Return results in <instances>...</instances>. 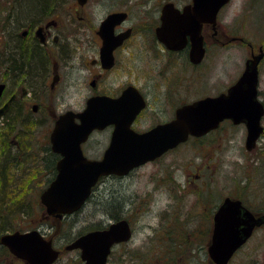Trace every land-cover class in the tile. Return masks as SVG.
Here are the masks:
<instances>
[{"label":"rangeland","instance_id":"374dc122","mask_svg":"<svg viewBox=\"0 0 264 264\" xmlns=\"http://www.w3.org/2000/svg\"><path fill=\"white\" fill-rule=\"evenodd\" d=\"M73 2L74 0H57V3L50 5L49 11L52 10L53 17H56L55 13L60 15L63 11L72 10L69 7ZM168 2L173 3L177 8H182L189 4L190 0H89L84 8L88 13L87 19L91 29L97 28L99 21L107 13L121 8L129 12V26L137 28L138 33L128 45L131 50L126 51L119 59L121 63L117 64L115 71L118 74L111 75L110 80L114 88H122L132 82L145 95L150 94L146 95L148 107L136 123L140 124L137 126L138 129H147L160 121L169 120L174 109L183 103L224 91L241 76L245 59L250 52L258 54L261 50L264 54V0H230L229 5L220 12L214 29L210 25L206 26L208 37L212 32H216L215 38L221 44L223 43V45L219 42L214 43L213 38L207 41V56L201 63L207 70L204 73L199 71V75H208L209 79L206 81V77H199L196 89V85L193 88L192 86L185 88L183 85L180 86L182 90L178 88L179 93L177 91L176 94L168 92L165 94V86L161 83L163 76L177 75L174 73L178 69L174 67L177 60L174 61L173 66L168 63L164 66L166 58L155 60L156 57L152 56L153 51L148 46L149 40L145 43L144 38H149L150 30L152 34V30L158 25L161 8ZM3 3H0V11L6 9ZM2 31L1 29L0 32ZM140 32H143L145 36L141 38ZM158 48L161 49L159 46ZM185 77L189 80L190 75ZM79 83L78 87L87 90L83 78H80ZM185 89L188 92L185 93ZM85 92L81 90L76 95L70 90L69 95L65 94V97L56 104V111L71 109L76 113L80 112L77 110H81L84 106ZM258 96L264 104V57L259 64ZM38 117L40 118V116L35 118ZM15 121L17 120L13 122ZM261 123L264 128V117ZM26 129H32V126L27 125ZM110 133L111 128L92 133L83 145L84 155L88 159H100L108 144ZM25 138L26 145L28 141H33L30 136ZM208 139L215 140L212 144L213 148L204 146L196 149L192 144L187 143L169 152L156 165H148L138 170L134 180L126 178L119 181L111 177L101 179L85 206L77 213L65 216L58 228L55 225L51 226L45 219L41 220L37 202L29 203L26 212H20V214L16 213L14 206H11V209L8 208L5 211L6 214L3 213L5 217L0 224L7 226L9 231L38 229L46 238L55 232L53 237L55 245L63 248L79 232L84 233L90 228H96L97 225L101 229L112 222L110 214L114 213L112 208L115 207L113 203L116 202L122 206L117 208L120 207L123 219H129L132 222V238L123 246L114 247L107 264H212L205 253L207 245L205 236L210 234L207 220L196 218V213L192 210L195 195L187 194L186 197L181 198L182 205L179 212L182 213L186 209L191 212L186 219H184L186 213L184 212L183 215L180 213L177 218L182 219L183 225L177 224V233H174L170 226L173 221L171 213L167 218L169 226L167 224L164 229L157 228L160 216L166 211L168 204L165 189L157 187L159 191L151 192L154 186L152 176L156 175L155 170L177 164L180 167L177 171L178 179L185 187L189 183L191 187L197 183L199 185L201 181L210 178L209 188L215 194V207L221 202L223 196L231 195L232 198L241 199L243 204L254 213L263 215L260 213L264 212V135L258 140L256 148L249 152L244 146L245 127L242 125L233 126L224 123L218 131L210 134ZM21 140L23 141L22 138ZM13 162L14 160L11 165ZM29 166L32 167L31 164L27 167ZM11 168L7 166L6 178L11 185H15L14 180L8 178ZM27 171L29 170L24 173ZM3 172L4 169L1 170V175ZM199 173L201 175L196 180L193 176ZM17 177L19 176L16 175ZM23 177L25 178L23 184L14 188V195H11L13 188H6L5 198L8 201H22L30 195L32 198L38 197L37 190L43 189L47 184L43 174H40L39 178L33 174ZM0 185L3 186L2 180ZM147 192H150L147 202L139 203L138 200L144 199V194ZM135 194L136 201L133 203L130 201L133 205L131 211L127 199H131V196L134 198ZM219 194H221L220 200L217 197ZM259 203L263 205V210L257 209V207L260 208ZM213 210L209 209V211ZM198 213L200 216L205 215L203 211ZM211 213L213 212L208 214L209 219ZM6 217L7 220H5ZM201 225L204 229L200 227ZM179 232H181V239H178ZM197 237L199 244H197ZM54 264L83 263L80 260V252L73 250L63 251ZM229 264H264V227L254 231L250 240L235 254Z\"/></svg>","mask_w":264,"mask_h":264},{"label":"water","instance_id":"95a60500","mask_svg":"<svg viewBox=\"0 0 264 264\" xmlns=\"http://www.w3.org/2000/svg\"><path fill=\"white\" fill-rule=\"evenodd\" d=\"M77 1L84 5L87 0ZM228 2L191 0L181 10L168 2L161 9L156 38L173 51L181 50L189 43V59L192 63H199L204 56L202 26L208 24L214 29L219 10ZM125 17L121 12L110 14L101 26L112 29ZM111 36L112 31L109 35L107 31L102 34V57L109 64L112 49L118 44L115 40L112 42ZM263 57L261 50L252 54L245 61L241 76L225 93L183 105L176 109L174 119L144 133L131 128L145 105L143 97L133 86L124 89L117 98L100 96L88 99L82 112L67 111L59 115L50 142L52 150L61 158L56 164L54 180L39 196L46 214L61 219L77 212L101 177L124 176L133 168L186 142L189 137H200L216 129L224 120L245 125V148L251 151L264 132L261 126L264 107L258 99V66ZM2 90L0 85V95ZM111 125L114 128L101 160L87 159L81 145L94 130ZM261 226H264V215H254L239 200L226 198L213 216L211 239L207 245L212 264H228L253 230ZM130 238L129 224L123 219L109 224L106 229L80 235L66 245L65 250H79L83 264H107L113 246ZM0 244L27 264H53L60 254L51 239H45L38 230L5 233L0 237Z\"/></svg>","mask_w":264,"mask_h":264},{"label":"flooded vegetation","instance_id":"af4514ba","mask_svg":"<svg viewBox=\"0 0 264 264\" xmlns=\"http://www.w3.org/2000/svg\"><path fill=\"white\" fill-rule=\"evenodd\" d=\"M88 2L89 0H87L84 5H80L77 0H74L71 7H69L73 11H63V13H61L60 15L59 13H55L56 17H53L51 12L52 10L45 11L36 18L30 17L29 19L25 20H21V18H18V12L15 13L11 9L9 11L3 12L1 15V28L3 31L0 34V85L3 86V90L0 95V111H2L0 114V127H5V121L9 114L21 119H31L34 121V123L31 124V135L33 141H30L29 146L24 147L20 143L18 138L19 136H21V134L19 133L20 128H17V131L15 130V132L11 134L8 132L5 133V135H8V144L10 146L7 148L8 150H0V170H3L5 168L4 163L12 162L13 160V163H18V165L20 166L19 169L16 168L14 170L16 175L21 172V169L25 172L26 170L30 171V166L27 167L29 163H33L35 165V167L37 168L35 169L34 167L35 171L37 170L36 177H38L40 174H43V177L46 178L44 179L47 182L43 189L39 188L37 190V192H39V195L36 204L40 207L39 214H41V220L45 219L46 221L50 222L51 226H57L56 228L61 225V220L64 217L61 220H58L55 217L48 216L45 212V207L41 204L39 199L40 194L45 190L50 182L54 180L56 175V164L61 158L60 154L52 150V145L50 142V135L53 130L54 123L57 117L62 113L72 111L71 109H64L60 112L56 111V104H58L60 100L65 97V94L69 95L70 90H72V93L74 92V94L76 95H78L79 92L83 90V93L86 91V95L83 96V98L85 99V103L81 110H77L82 112L86 107V101L90 98L100 96L117 98L127 87H135L132 82H129V84H126L122 88H114L113 82H111L110 80L111 75L118 74L115 73V71L117 69V64L121 63L119 59L123 57V54L126 51L131 50L130 46L128 47V45L132 41L133 37L138 33L137 28L129 26L128 24L130 19L129 12L122 8L120 10L110 11L99 21L97 28L91 29L89 21L87 19L88 13L84 10ZM226 6H224L219 11L218 16ZM119 12L124 13L126 17L123 18L119 23L115 24L112 29H108V27L104 28L101 26L103 21L109 14ZM159 24L160 22L158 21V25L154 27V29L152 30V34L151 30L149 29V38L145 37L144 42L146 43V40H149L148 46L153 51L151 54H153V57H156L155 60H157L158 58L159 60L166 58V63H164V66L167 63L173 66L174 61L177 60V64L174 65V67H178L177 71L174 72L177 73V75L173 77L163 76L164 79L162 78L163 80L161 83L165 86V94L167 92L169 94H176L178 88L182 90L180 86L183 85H185V88H189L190 86H192L193 88V86L196 85V89L199 84V77H206V81L209 79L208 75H199V71H201V73H204L207 70L206 67L204 69V66L201 63L207 56V41H209L210 38H213V41H215L214 43L219 42L218 39L215 38L216 32H212L210 37H208L207 27L206 25L203 26L202 34L204 37L205 55L200 63L191 64L189 61L188 45V47L178 52L165 50L163 44H161V42L158 41L155 36V29L159 26ZM104 31H107L108 35L109 32L112 31V42L113 40L118 42V44L112 49V52L110 54V57L112 59L111 64H109L108 60H106L104 56L102 57V48L104 45L102 34H104ZM139 36L142 38L145 35L143 34V32H140ZM21 41L30 45L31 49L34 52H39L40 56L42 57L44 69L37 81L31 78L30 73L26 69L18 71L15 70V72H13L9 54L12 47L21 44ZM219 44L223 45V43L221 44L220 42ZM158 46L161 49H159ZM251 54H253V52H250L249 56ZM17 67L18 66H15V68ZM186 75H190L189 80H187V78L185 77ZM80 78H83V82L84 85L87 86V90L85 88L78 87L80 86ZM228 87L224 91H219L218 93H215L213 95L208 94V96H216L220 93L226 92ZM135 88L143 97L145 103L144 107L138 112L131 125V128L135 132H146L152 127L158 124H164L172 119L174 113L169 120L160 121L147 129H138L137 126H140V124L136 123L138 121V118L142 117L143 111L148 107V101L146 97L147 94L145 95L139 88ZM186 92L188 91L185 89V93ZM149 95L150 94H148L147 96ZM182 105L183 104H181L180 106ZM177 107L174 109V112L176 111ZM72 112L76 111L73 110ZM37 116H40V118H35ZM224 123L233 125L229 120H225L219 125L216 130H213L201 137L189 138L184 144H180L175 148L165 152L162 156L156 158L155 160L135 167L134 169L130 170L125 176L112 175L108 177L117 179L119 181L126 178H132L134 180L136 177V172L138 170H141L148 165H156L157 163L161 162L169 152L174 151L187 143L192 144L196 149L202 148L204 146H206L207 148H213L212 144L215 140L208 139V136L218 131ZM106 128H111L112 132L114 126L111 125L107 126ZM96 131L100 132L102 130H94L92 133ZM92 133L90 134V136L92 135ZM85 143H83L81 146L82 152H84L83 145ZM170 165V167H163L160 170L159 168H157L155 170L156 175L152 176L154 186L151 192L159 191L157 190L159 188H164L166 191V195L168 196L166 211L160 216L161 219L157 228H166L168 224L167 218L169 214L171 213V216L173 218V215L175 213H180L179 208L182 205L181 198L186 197L187 194H193L195 195V200H193L194 203L192 210L196 213V218H204L207 220V224L210 229V232H208L210 234H207V236H205L207 237L205 239L208 245L211 239L213 216L218 207L226 198H230L233 200H236L238 198H232L231 195H226L221 199V194H219L217 197L219 200L221 199V202L215 207V194H213V192H211L209 188L210 178L201 181L199 185L197 183L195 186L191 187V184L189 183L187 187H185V185L182 184L178 179L179 176L177 175V171L180 170V167L177 164ZM199 175L201 174H196L193 177L198 180V177H200ZM202 176L205 177L204 174H202ZM108 177H103L101 179ZM186 180H188V178H186ZM137 195H140V193H137ZM149 195L150 192H147L146 194H144V199L138 200V202L145 204ZM135 198L136 194L134 198H132L131 196V199H127L129 200V208L131 207V211L133 208L132 203L136 201ZM130 201H132V203H130ZM259 206L260 208L257 207V209L263 210V205L261 203H259ZM209 209L213 211H209ZM131 211L127 212L131 213ZM199 211H203L205 215L200 216L198 213ZM184 212L186 213L185 216L187 217L191 211L186 209ZM210 212L213 213H211L209 219L208 214ZM254 214L256 215V212ZM260 214L264 215V212ZM118 220L120 219H114L112 221L115 222ZM128 222L131 227L132 222L129 221V219ZM9 232L14 231L1 232L0 237L1 235ZM55 234L56 233L53 232V234L50 235L49 238L52 240L53 246L60 252V255H62L64 247H56L55 240L53 238ZM122 245L123 244L117 246ZM207 245L205 248V253L206 257L209 258V255L207 253ZM15 263L27 264L24 260L13 256L9 252L7 247L0 244V264Z\"/></svg>","mask_w":264,"mask_h":264},{"label":"trees","instance_id":"16d2710c","mask_svg":"<svg viewBox=\"0 0 264 264\" xmlns=\"http://www.w3.org/2000/svg\"><path fill=\"white\" fill-rule=\"evenodd\" d=\"M0 3H3L4 7L6 8V9H3L2 11H0L1 12L0 13V30H1L2 29L1 28V22H2L1 15H2L3 11L5 12V11H9L10 9L12 10V7H13L15 9L14 12L15 13L18 12L17 16H19L18 18H21V20L29 19L30 17L36 18L41 13H43L45 11H49L50 5H52V3L53 4L57 3V0H0ZM0 34H1V32H0ZM0 57H1V55H0ZM9 59H10L11 66L13 67V72H15V70L18 71V70L26 69L30 73L31 78L35 81L38 80V78L41 76L42 71L44 69L43 68L44 65H43V61H42V57L40 56V53L37 51L34 52L31 49V46L28 45L27 43H24L23 41H21V44H18L17 46L12 47L11 52L9 54ZM15 66H18V67L15 68ZM14 120H17V121L13 122ZM33 123H34V121L31 119H29V120L26 118L21 119V118L14 117L13 115L9 114L6 118V121H5V127L4 126L0 127V130H1L0 131V150L1 149L5 150L10 146L8 144V135H5V133L8 132L11 134V133L15 132V130L17 128H20L19 133L21 134V136L18 137L20 143L24 147L29 146L30 142L28 141V145H26V142H25L26 138L25 137L30 136L32 139V135H31V129H26V126L31 125ZM21 138L23 139V141L21 140ZM1 140H3V141L1 142ZM29 164L32 165V167L29 168L31 170L27 171V173H24V170L22 171V169H21V172L19 174H17L19 177L16 178V174H15L14 170L16 168L17 169L20 168L18 163H12V165H11V162L4 163V166H5L4 172L2 175H0L1 176L0 180L3 181V186L0 185V221H1L0 223H2V220L5 217L3 215V213L6 214L5 211L8 208L11 209V206H14L16 209V213L20 214V212L21 213L26 212L25 210L29 206V203L34 204L37 202L38 197L34 196V198H32V195H30L28 198L22 199V201H15V202L8 201L5 198V193L7 191L6 188H8V189L13 188L11 195H14V192H13L14 188L23 184V180L25 179L23 176H28L31 174L36 175L37 170L35 171V169H37V168L35 167V165L33 163H29ZM7 166H8V168L12 167L10 169L11 172L9 173L8 178L10 180H14V182L16 183L15 185H11L9 180H7V178H6ZM34 167H35V169H34ZM0 172H1V170H0ZM113 204L115 207L112 208V209H114L113 210L114 213L111 212V214H110L111 220L123 219L122 215L120 214V210H119V208L122 207L121 204L120 205L118 203L116 204V202ZM117 206H120V207L117 208ZM180 213H175L173 215V221H172V224L170 226H172L171 228H173L174 233H177V227H178L177 224H180L181 226L183 225L182 219H180V217L177 218L180 215ZM181 214L183 215L184 211ZM184 219H186V216L184 217ZM5 220H7V217L5 218ZM168 226H169V224H168ZM202 226L203 225H201L200 227H202ZM97 228H98V225L96 226V228H90L89 231H92L91 229L96 230ZM5 231H9L8 227L3 225V224H0V233L5 232ZM86 232H88V230H86ZM86 232H84V233H86ZM209 232H210V229H209ZM84 233L79 232L77 234V236L84 234ZM169 234L171 235V232ZM178 235L180 236V237H178V239H181V232H179ZM197 241H198V237H197ZM197 244H199V241L197 242ZM112 254H113V251L111 252V255ZM78 262H79V260H78Z\"/></svg>","mask_w":264,"mask_h":264},{"label":"bare ground","instance_id":"6f19581e","mask_svg":"<svg viewBox=\"0 0 264 264\" xmlns=\"http://www.w3.org/2000/svg\"><path fill=\"white\" fill-rule=\"evenodd\" d=\"M14 10H15V9L12 7V11H13V12H14ZM177 51H181V50H177ZM108 176H109V175H108ZM108 176H105V177H108Z\"/></svg>","mask_w":264,"mask_h":264}]
</instances>
